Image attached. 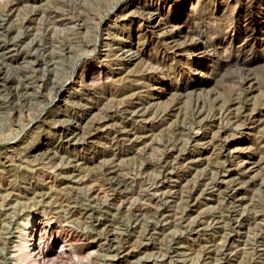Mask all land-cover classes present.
Here are the masks:
<instances>
[{
  "label": "rangeland",
  "instance_id": "obj_1",
  "mask_svg": "<svg viewBox=\"0 0 264 264\" xmlns=\"http://www.w3.org/2000/svg\"><path fill=\"white\" fill-rule=\"evenodd\" d=\"M263 124L264 0H0V264H264Z\"/></svg>",
  "mask_w": 264,
  "mask_h": 264
},
{
  "label": "bare ground",
  "instance_id": "obj_2",
  "mask_svg": "<svg viewBox=\"0 0 264 264\" xmlns=\"http://www.w3.org/2000/svg\"><path fill=\"white\" fill-rule=\"evenodd\" d=\"M149 12L150 13H147V16L145 15L146 17L145 16L143 17V18H145L144 21L147 22V23L152 21V18H153V15H154V13L152 11H149ZM131 47H133V46H131ZM135 52H136V50H135ZM89 78H90V80L91 79H94V80L96 79L94 71H92V74L89 75ZM60 92H61V88H60V90H58V93H60ZM251 116H252L251 114H247L245 118L248 119ZM234 117H233L234 121L239 119L237 116H234ZM243 125H245V124H243ZM235 126H238V125H235ZM222 130H224V129H222ZM228 139H229L228 137L222 138V143H224ZM257 143H258L259 147H261V148L264 147V134L263 133L258 135ZM237 156L240 157L239 167H240V169H242L240 173L241 174H246V171H248L251 168V162H252V161H249V162H246V161L250 160V158L252 156H251V154L250 155H243L241 153H239ZM45 227H46V223L41 218H34L32 221L30 220V222H28V224H26V226L21 227V229H20V233L21 234L19 235L20 244H18L19 250H21L20 256H19L20 259H26V261L28 260L31 264H37V262H40L42 260H45V258H48L49 252H44L43 251V247H42V243H43L42 242V237H43L42 235L44 233ZM48 231L49 230L45 229V233H47ZM25 232H26V234L29 235L26 239H25ZM60 248L64 250L63 246H61ZM60 248L56 247L54 249L53 253L57 252V250L60 249ZM58 252H59V250H58ZM29 262H28V264H29Z\"/></svg>",
  "mask_w": 264,
  "mask_h": 264
}]
</instances>
